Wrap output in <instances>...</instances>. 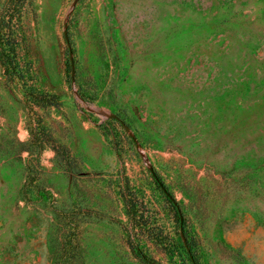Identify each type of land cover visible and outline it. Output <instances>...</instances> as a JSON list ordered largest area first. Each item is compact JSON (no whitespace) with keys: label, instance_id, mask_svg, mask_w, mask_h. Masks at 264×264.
Masks as SVG:
<instances>
[{"label":"rangeland","instance_id":"374dc122","mask_svg":"<svg viewBox=\"0 0 264 264\" xmlns=\"http://www.w3.org/2000/svg\"><path fill=\"white\" fill-rule=\"evenodd\" d=\"M22 25L0 264H264V0H30Z\"/></svg>","mask_w":264,"mask_h":264},{"label":"trees","instance_id":"16d2710c","mask_svg":"<svg viewBox=\"0 0 264 264\" xmlns=\"http://www.w3.org/2000/svg\"><path fill=\"white\" fill-rule=\"evenodd\" d=\"M29 1L30 0H6L0 15V62L6 74L11 79H16L18 77L24 78L26 74V67L22 61L23 55L21 53L25 41L22 20ZM24 87H26V92L28 91L27 93L30 96L35 95L36 98L39 96L45 98V95H47L46 93L39 92L32 84L27 85L24 82ZM166 197L176 209L175 202L168 196ZM133 214L135 216L136 211ZM177 217L180 218L179 212L177 213ZM185 225L186 223L183 220L181 224L182 228L185 229ZM187 251L191 255L190 260L193 264H200L193 251V247L189 246Z\"/></svg>","mask_w":264,"mask_h":264},{"label":"water","instance_id":"95a60500","mask_svg":"<svg viewBox=\"0 0 264 264\" xmlns=\"http://www.w3.org/2000/svg\"><path fill=\"white\" fill-rule=\"evenodd\" d=\"M152 173L155 176V179L157 180L158 184L164 190L165 194L175 202V204H176V206L178 208V212H179V216H180V221H181V224H182V222L184 220V215L182 213V210H181L180 206L178 205V203L176 202V200L172 196L171 192L167 189L166 185L162 182V180L160 179V177L157 175L156 171L155 170H152Z\"/></svg>","mask_w":264,"mask_h":264}]
</instances>
